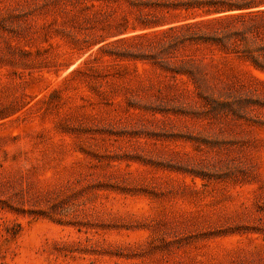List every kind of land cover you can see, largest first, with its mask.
Here are the masks:
<instances>
[{
    "label": "rangeland",
    "instance_id": "obj_1",
    "mask_svg": "<svg viewBox=\"0 0 264 264\" xmlns=\"http://www.w3.org/2000/svg\"><path fill=\"white\" fill-rule=\"evenodd\" d=\"M217 1L0 0V264H264V52L117 42Z\"/></svg>",
    "mask_w": 264,
    "mask_h": 264
},
{
    "label": "trees",
    "instance_id": "obj_2",
    "mask_svg": "<svg viewBox=\"0 0 264 264\" xmlns=\"http://www.w3.org/2000/svg\"><path fill=\"white\" fill-rule=\"evenodd\" d=\"M169 16L143 24L117 42L152 46L156 51L192 42L243 40L264 52V0H220L210 4L182 2ZM169 12V11H167Z\"/></svg>",
    "mask_w": 264,
    "mask_h": 264
}]
</instances>
